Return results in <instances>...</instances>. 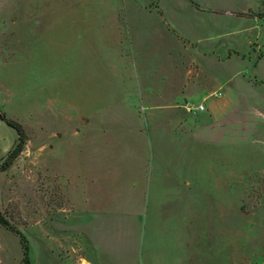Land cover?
Returning <instances> with one entry per match:
<instances>
[{"label": "rangeland", "instance_id": "374dc122", "mask_svg": "<svg viewBox=\"0 0 264 264\" xmlns=\"http://www.w3.org/2000/svg\"><path fill=\"white\" fill-rule=\"evenodd\" d=\"M189 1L0 0V108L27 134L0 172V212L27 237L32 264H121L124 244L137 264H264L263 107L245 110L233 136L199 107L217 90L210 40L262 39L264 0ZM87 20L117 24L121 34L100 40L123 45L105 48L118 60L99 54L93 97L107 99L76 107L77 73L95 70L80 45ZM17 138L0 120V164ZM22 257L0 224V264Z\"/></svg>", "mask_w": 264, "mask_h": 264}, {"label": "crops", "instance_id": "0c3cea01", "mask_svg": "<svg viewBox=\"0 0 264 264\" xmlns=\"http://www.w3.org/2000/svg\"><path fill=\"white\" fill-rule=\"evenodd\" d=\"M190 3L193 6H195V8L199 10H204L203 7L199 3H197L199 7H197L192 2ZM157 12L165 20V23L168 22L165 19V13L162 8L157 7ZM240 12L244 14L247 13V11H240ZM231 15H234V14H231ZM235 16L237 15L235 14ZM241 17L250 18V19L257 18V16H248L247 14L241 15ZM75 22L78 24L80 23L81 27H83L82 20L80 21L76 20ZM167 24H169L171 28V30L170 29L168 30L173 33L175 31L174 27L169 22ZM84 27H86L87 30L88 29L90 30L87 31L86 38L80 41V45L82 48L86 47L87 51L90 50L91 62L90 64L88 62H85V63L86 65L89 64L93 66V62L95 61L94 62L95 70L91 69V70L82 71V72L77 73L78 74L77 76L81 77L79 78V80L81 79V81H77L76 86H75V106L76 107L78 105V99H80L81 97L89 101V102H85V105H84L85 107H91L90 105L92 104L94 105V103H97L95 102L97 100L107 99V98L95 99L93 97L95 91H97L98 89V88L96 89L95 87L101 84L95 79L99 71L98 61L99 59H101L99 54L102 53V51H106L107 55L109 54L111 56V60H110L111 62L112 60H115V59L118 60L119 59L118 57L121 55V52L107 51V49L105 48L110 49V46L115 45V44H118V47H120V45H123L121 42H114V41H108V40H102V39L100 40V36L103 37L110 33H114L117 35L121 34L118 29L119 26L117 24L102 27L99 25V22L97 20H90V21L87 20L85 21ZM129 28H130V25H129ZM238 31L239 30H236V34L234 35H242V32H238ZM89 33H90V39H88ZM129 34H130V39L133 41L131 28H130ZM224 37H226V35L222 34L219 37L215 35L210 40L211 42H210V47H209L207 56H209L210 63L212 65H219V76L214 78V81L217 84V88H216L217 90H213L210 93H208L204 97V100H202L203 102H205V105L202 104L201 105L202 108L201 106L199 107L202 110L204 109L207 110L206 115L209 118L218 116L219 125L224 127L225 132L229 131L230 136H233V135H237L243 128V123H244L243 115H244L245 110H247L249 114L254 113L256 112V110H260V108H258L259 106V107H263L262 108L263 110H260V111L264 113V93L262 95L263 97H260V95L257 94V91L259 88H264V37L260 39L257 36H248V37H242V39H239V41L231 40L228 43L227 41L223 42ZM189 41L191 43H194L195 45V41H191V40ZM220 41H221V44H219ZM112 64H110V67L108 69L104 70L107 73V75H109L108 79L105 81L108 83L107 84L108 90L110 89L109 85L112 84V80L110 77L116 74V71H115L116 67H114V63ZM123 75L124 74H122V76ZM126 81H127V85L129 87V92H130L132 86L129 83V81L126 79L125 80L123 79L122 83L124 84ZM108 90L107 92H109ZM90 91H92V93ZM216 91L218 92L216 93ZM216 94H218L219 97L212 99V97L216 96ZM91 99L92 100L95 99V101H90ZM109 99L116 100L118 98H109ZM256 113H259V112H256ZM141 146L142 145L140 144V147ZM9 169H7V171ZM176 176L179 177L178 173L176 174ZM178 182H179V179H178ZM189 189L191 192V188ZM180 190L181 189L177 187L174 193L175 197H173V202H172L173 205H171V208H174V213H172V215L179 214V209H180L179 200L180 199H179L178 192ZM175 204H176V207H175ZM182 204H188V201L187 200L183 201ZM113 210L114 211L112 214L111 212H108L106 215H114L115 209ZM94 215H95V211H94ZM100 229L98 230V233H97L98 235H99ZM110 233L112 232L110 231ZM124 236L125 235L123 234L122 237L124 238ZM124 246H125L124 253L120 256L121 264H137V261L133 260V258H137V255L132 254L133 252L130 249V247L126 246L125 244ZM90 264L92 263L90 262Z\"/></svg>", "mask_w": 264, "mask_h": 264}, {"label": "trees", "instance_id": "16d2710c", "mask_svg": "<svg viewBox=\"0 0 264 264\" xmlns=\"http://www.w3.org/2000/svg\"><path fill=\"white\" fill-rule=\"evenodd\" d=\"M193 4L197 7L199 5L195 3L193 0H190ZM0 120L4 121L8 126L16 130L18 134V141L16 146L12 151L9 152L7 157L3 160L0 164V172L6 171L10 168L13 162L20 156L22 151L25 148L26 141H27V134L25 131L24 126L17 120L9 118L0 108ZM0 224L16 234L20 238V242L23 247V257L20 264H32L30 258V246L27 237L22 233L20 229L10 223V221L0 212Z\"/></svg>", "mask_w": 264, "mask_h": 264}, {"label": "built area", "instance_id": "2783aa9c", "mask_svg": "<svg viewBox=\"0 0 264 264\" xmlns=\"http://www.w3.org/2000/svg\"><path fill=\"white\" fill-rule=\"evenodd\" d=\"M201 108H202V106H201Z\"/></svg>", "mask_w": 264, "mask_h": 264}]
</instances>
